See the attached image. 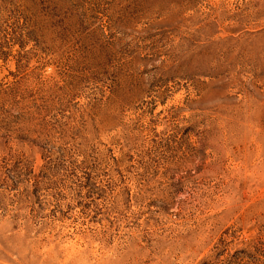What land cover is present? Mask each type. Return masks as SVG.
<instances>
[{"label":"rangeland","instance_id":"1","mask_svg":"<svg viewBox=\"0 0 264 264\" xmlns=\"http://www.w3.org/2000/svg\"><path fill=\"white\" fill-rule=\"evenodd\" d=\"M0 264H264V0H0Z\"/></svg>","mask_w":264,"mask_h":264}]
</instances>
